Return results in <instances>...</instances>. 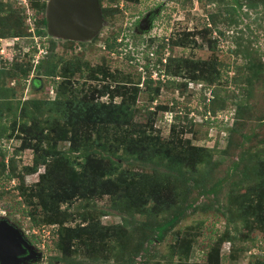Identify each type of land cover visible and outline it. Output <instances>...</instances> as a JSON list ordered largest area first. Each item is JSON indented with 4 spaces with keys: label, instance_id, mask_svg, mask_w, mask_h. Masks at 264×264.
<instances>
[{
    "label": "rangeland",
    "instance_id": "374dc122",
    "mask_svg": "<svg viewBox=\"0 0 264 264\" xmlns=\"http://www.w3.org/2000/svg\"><path fill=\"white\" fill-rule=\"evenodd\" d=\"M48 1L0 0V33L6 32L2 24L6 20L12 21L15 26L21 23L20 30L23 33L17 38H0V102L4 101L3 97H7L5 101L12 107L10 112H4V118L0 120V149L6 155L4 164L13 157L16 172L20 174L23 166L32 164L31 150H19L20 140L16 137H20V134L15 131L9 137V127L15 116L19 115L24 102L37 101L44 114L49 113L44 103L55 98L56 87L62 77H42L39 88L31 86L30 80L40 73L44 74L46 57L53 54V61L59 63L58 69L73 58H81L89 64L90 69L104 67L110 73L130 74L131 79L139 84L136 104L139 109L148 105L154 111L156 105L176 101L177 104L172 107V104L167 105L180 113L183 121L178 127L188 123L184 117L192 119L193 131L185 137L195 146L211 149L212 158L208 165L200 166L199 176L188 182L179 180L180 191L188 194V197L183 196V204L193 201L194 206L172 226L164 227L161 240L156 238L157 232L149 227L150 222L146 217L121 214L112 207L108 196L95 197L89 204L80 200L68 206L62 204L61 210L73 215L65 220L60 228L62 230L65 227L78 229L89 224L90 221L82 220L81 215L91 219L90 227L95 232L96 225L103 231L120 224L126 228L122 239L125 244L123 248L117 246L115 239L103 238L97 240L103 242L95 244L97 247L93 252H87L86 246L74 240V249L66 257L54 247L59 226L35 225L30 220L33 217L24 215V210L33 211L34 208L22 203V197L16 189L18 179L7 176L8 171H3L0 157V216L21 229L27 235L26 238L36 236V241H39L37 248L41 249L43 256L39 263L34 264H177L179 257H171L170 250L174 247L177 251L179 239L183 236L188 239L193 234L197 236L193 238L194 241H190L188 262L201 263L205 261L209 247L225 232L235 237L241 232L248 239L242 241L238 237L240 240L235 241L234 260L229 257L232 247L228 241H222L221 264H255L264 261V234L258 231L248 233L241 223L237 222L236 225L228 208L229 204L237 206L239 200L246 197L247 187L253 182L251 172L255 160L252 157L256 152L264 151V0H138L136 3L129 0L108 3L105 0L104 6L117 7L118 14L103 18L105 25L98 35L83 42L50 36L47 26V34L43 31L45 29L40 20L46 16ZM151 14H154L153 18ZM138 30H142L143 34L136 35L134 31ZM187 33L194 36L187 37ZM173 36L184 39L186 46L174 48L167 45V39ZM106 40H109L111 49L106 48ZM156 53H169V56L179 57L181 61L215 62L221 71L222 85L218 84L217 102L223 105L222 109L216 111L213 117L208 111L203 114V110L210 109V103L208 100L201 102L202 89H207L204 92L207 99H211L216 85L195 83L182 77L163 78L160 76L163 72L158 75L155 70L149 72L150 77H155L151 78L153 80L160 79L161 84L168 79L170 82L174 80L176 84L182 81L187 84L185 88H178L174 84L162 87L156 99L150 103L142 82L148 75L146 62L156 61ZM28 62L37 67L31 69L27 80L19 76L14 79L7 76L13 69L11 65L27 67ZM38 65L41 66L39 69ZM90 72L88 69L74 74V86L84 87L85 90L88 87L98 89L108 82L88 79ZM4 91L6 93L3 94ZM119 100L118 97L114 98L116 102ZM100 101L108 102L109 99L104 95ZM27 106L31 111L37 110L31 104ZM174 115V112H160L156 116L154 127L160 129L163 138L169 134ZM208 118L210 122H207ZM67 146V143H60L58 147L67 152ZM70 157L71 160L79 158L77 154H71ZM135 167L141 169V165ZM43 171L44 167H41L34 174H24L25 185L35 184ZM41 211L39 206L37 215L40 217ZM171 216V213L165 212L153 224L166 223ZM81 241H85V236H82ZM240 248L242 251L239 252Z\"/></svg>",
    "mask_w": 264,
    "mask_h": 264
},
{
    "label": "trees",
    "instance_id": "16d2710c",
    "mask_svg": "<svg viewBox=\"0 0 264 264\" xmlns=\"http://www.w3.org/2000/svg\"><path fill=\"white\" fill-rule=\"evenodd\" d=\"M104 1L98 0L103 18L116 16L117 7H105ZM106 1L112 3L116 0ZM129 1L138 2V0ZM40 23L47 34L45 17L41 18ZM2 24L6 27V32H1L0 38H17L23 35L20 30L21 23H15V26L12 21L6 20ZM190 35L194 36L187 33V37ZM149 41L153 42L152 39ZM167 45L174 48L185 47L186 42L179 36H173L168 39ZM106 48H112L109 40H106ZM156 56L157 59L154 62L147 60L145 68L148 75L142 82L150 103L156 99L162 87L174 84L178 88H185L187 84L186 81L176 84L174 80L168 81L169 79L161 84L160 79L153 80L150 77L149 72L155 70L158 75L163 72V78L182 77V79L195 83L216 85L210 95L211 99L206 97L204 91L207 89H202L204 91L200 96L201 102L205 103L208 100L210 103V109L203 110V114L208 111L213 117L216 111L222 109L223 105L217 102L221 71L216 67L215 62L212 60L181 61L179 57L168 56L164 63L162 53H156ZM54 57V54L47 55L48 59L45 61L47 68L44 74L40 73L30 80L31 86L39 88L42 77H62L56 87L55 98L44 103L49 113L44 114L45 111L39 108L40 103L37 101L24 102L19 115L15 116L9 127L11 130L9 137L15 131L20 134V137H16L20 140L19 150H31L32 164L23 166L22 173H17L13 157L8 160L7 164H4L6 155L0 149L3 171L7 169V176L10 179H18L16 189L22 197V203L34 208L33 211L24 210V215L29 218L33 217L30 220L35 225H58L59 229L56 231L58 238L54 247H57L66 257L74 249V240L86 246L87 252H93L97 247L95 244L103 242L97 240L103 238L115 239L120 248L125 246L122 239L126 234V228L122 224L105 228L106 231L98 229L96 225L95 232L90 227L91 219L86 215H81V219L89 220L90 225H83L78 229L73 227L60 229L65 220L73 216L67 210L62 211L61 205L68 206L75 200L87 201L86 203L89 204V201L95 197L108 196L112 207L119 210L121 214L125 213L130 217L136 214L146 217L150 222L149 227L157 232L156 238L161 240L165 231L164 227L172 226L188 209L194 206L193 201L191 203L185 201L186 204H183V196L188 197V194L180 191L179 180L184 179L188 182L199 176L200 166L210 163L212 150L195 146L189 138L185 137L193 131L192 119L184 117L188 123L184 127H178L183 121L182 117L180 113L170 108L177 104L176 101L167 103L172 104L170 107L167 104L156 105L154 111L150 110L148 105H143V108L139 109L136 105L140 91L139 84L131 79L130 74L110 73L104 67L90 69L89 64L83 62L81 58H73L58 69L59 63L57 60L53 61ZM39 65L38 69L41 67ZM11 66L13 69L8 72V77L14 79L19 76L26 80L32 72L31 69L37 67L29 62L27 67L18 64ZM88 69L91 71L88 79L107 80L108 82H104L98 89L88 87L85 90L84 87L74 86L75 82L72 80L74 74L83 73ZM109 81L115 85L112 86ZM138 81H140L139 78ZM104 95L108 97V102L100 101L101 96ZM115 97L120 100L114 101ZM3 98H5L4 101L0 102V120L4 118V112L12 110L11 104L5 101L7 97ZM29 104L37 110H29L27 106ZM160 112H174L175 114L167 138H163L160 129L154 127L156 116ZM207 122H210L209 118ZM60 143L68 144L67 152L58 147ZM71 154H77L78 160H71ZM252 160H255L253 172H251L253 182L247 187L246 197L239 200L237 206L229 204L228 208L232 218L236 220V225L237 222L241 223L242 228L248 233L258 231L264 234V151L256 152ZM137 165H141V169L135 167ZM41 167H44V171L39 175L38 181L33 185H25L24 174H34ZM205 193L207 194L206 191ZM39 206L42 210L41 217L37 215ZM165 212L171 213V218L161 225L153 224L156 218ZM240 233L238 232L235 237L225 232L214 245L209 247L206 259L201 263L188 262L192 243L190 241H194L197 236L195 234L188 239L183 236L177 243V251L172 247L169 253L171 257H179L177 264H221L222 241H228L232 247L229 257L234 260L235 241L239 238H242V241L248 239L247 235ZM82 236H85V241H81ZM27 238L32 245L37 247L39 241H36V236ZM240 251H242L241 248ZM255 264H264V261Z\"/></svg>",
    "mask_w": 264,
    "mask_h": 264
},
{
    "label": "water",
    "instance_id": "95a60500",
    "mask_svg": "<svg viewBox=\"0 0 264 264\" xmlns=\"http://www.w3.org/2000/svg\"><path fill=\"white\" fill-rule=\"evenodd\" d=\"M47 32L69 41H89L105 25L98 0H49L46 6ZM42 253L24 233L7 219L0 220V264H34Z\"/></svg>",
    "mask_w": 264,
    "mask_h": 264
},
{
    "label": "flooded vegetation",
    "instance_id": "af4514ba",
    "mask_svg": "<svg viewBox=\"0 0 264 264\" xmlns=\"http://www.w3.org/2000/svg\"><path fill=\"white\" fill-rule=\"evenodd\" d=\"M153 15H154V14H151L150 17L153 18ZM150 17H149V18H150ZM149 18H148V20H151V23H152L153 20H152L151 18H150V19H149ZM141 22H142V21H141ZM146 22H147V21H146ZM139 24H140V23H139ZM139 24H138V26H139ZM134 32L136 33V35H138V34H143L142 30H138V31H134ZM95 37H96V36H95ZM118 40H119V42H121V39H118ZM167 40H168V39H167ZM130 47H131V46H130ZM151 55H153V54H151ZM168 56H169V53H167V55L163 54V60H162V61H163L164 63L166 62V59H167ZM163 76H164V75H162V77H163ZM1 219H4V220H5V219H7V218L0 216V220H1ZM7 220H8V219H7ZM8 221H9V220H8ZM9 222H10V221H9ZM10 223H11V222H10ZM12 224H13V223H12ZM27 241H29V240L27 239Z\"/></svg>",
    "mask_w": 264,
    "mask_h": 264
},
{
    "label": "clouds",
    "instance_id": "9594fccd",
    "mask_svg": "<svg viewBox=\"0 0 264 264\" xmlns=\"http://www.w3.org/2000/svg\"><path fill=\"white\" fill-rule=\"evenodd\" d=\"M21 230V229H20ZM23 232V231H22ZM24 237L26 238V236H25V233H24ZM27 239V238H26ZM29 242V241H28ZM30 243V242H29ZM31 244V243H30ZM32 245V244H31ZM39 252H41L40 251V249H38L35 245H33ZM43 248V247H42ZM42 253V252H41ZM42 256H43V254H42Z\"/></svg>",
    "mask_w": 264,
    "mask_h": 264
},
{
    "label": "built area",
    "instance_id": "2783aa9c",
    "mask_svg": "<svg viewBox=\"0 0 264 264\" xmlns=\"http://www.w3.org/2000/svg\"><path fill=\"white\" fill-rule=\"evenodd\" d=\"M151 78L155 79V77H153V76Z\"/></svg>",
    "mask_w": 264,
    "mask_h": 264
}]
</instances>
